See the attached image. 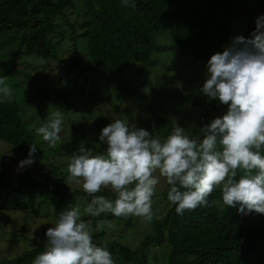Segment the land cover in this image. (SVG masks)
<instances>
[{"label":"trees","instance_id":"1","mask_svg":"<svg viewBox=\"0 0 264 264\" xmlns=\"http://www.w3.org/2000/svg\"><path fill=\"white\" fill-rule=\"evenodd\" d=\"M243 3L239 0H135L133 8L124 6L122 0H0V58L7 54L14 59L22 55L52 58L62 49V38L73 50L69 53L70 63L81 67L82 53L76 42L85 38L93 62L91 69L98 76H115L123 94L134 103L150 100L155 106L158 99H179L197 106L209 105L218 111L216 118L227 112L228 105L220 109L217 99H209L205 94L173 93L159 84L151 91H144L123 73L135 62L154 68L170 54L178 55L181 63H189L191 58L208 61L214 53L223 52L234 37H250L257 18L264 15V0L251 7ZM69 6H74L77 11L73 22L64 12ZM237 18L245 20L246 27L241 32H237V26V30L234 29L233 21ZM164 34L167 41L161 37ZM10 71H16L14 65L9 67ZM61 82L58 84L62 85ZM53 101L67 114L62 102ZM148 123L147 129L153 137L158 136L162 141L175 128L172 119L159 115ZM37 127H28L16 98H0V140L11 145L19 162L28 158L31 144L37 145L34 157L38 155L39 159L46 155V148L35 133ZM188 136L203 139L204 133ZM82 145L92 155L104 154L106 150V145L91 140H85ZM261 154L264 155V149ZM1 167L0 199L10 198L11 204L0 202V209L28 210L37 217H49L51 212L58 216L74 202L84 204L93 198L83 189L69 193L66 184L60 181L62 173L58 166H49L51 171L41 180L22 174L12 177L7 163ZM241 175L243 173L238 171L237 180ZM96 195L112 196L113 201L116 198L110 188L102 189ZM208 200L207 206L185 211L183 215L177 214L176 205L171 204L163 217L152 220L154 231L137 248L121 241L110 242L107 247L113 260L116 264H155L148 257L151 251L147 250L154 244L163 250V255L155 256L158 264H264V214L247 210L241 213L239 205H223L220 188L214 190ZM52 201L61 210H51ZM213 201L221 203L214 204ZM118 219L123 225L132 224L131 217ZM98 236V233L93 236L94 242L104 244V240L96 241ZM36 240H28L32 247L10 262L32 264L45 250V244Z\"/></svg>","mask_w":264,"mask_h":264},{"label":"clouds","instance_id":"2","mask_svg":"<svg viewBox=\"0 0 264 264\" xmlns=\"http://www.w3.org/2000/svg\"><path fill=\"white\" fill-rule=\"evenodd\" d=\"M122 4L136 6L135 0H122ZM206 77L202 93L218 98L228 109L200 129L203 139L190 138L177 126L162 141L146 128L114 119L99 135V143L106 145L104 154L92 155L83 145L73 153L66 183L82 184L83 191L93 197L87 213L139 217L151 223L153 197L163 177L171 186L167 198L179 215L207 206L217 188L223 205H239L241 213L264 214V15L257 18L250 37L236 36L223 52L210 57ZM13 94L0 78V98L11 100ZM63 121L62 111H53L35 133L55 149ZM36 151L37 145L31 144L28 158L19 167L34 163ZM238 171L243 175L237 180ZM105 188L115 193L114 201L96 195ZM106 227L112 225L100 221L92 229L81 219L80 210L71 207L47 229L45 250L32 264H115L107 244L93 240V231Z\"/></svg>","mask_w":264,"mask_h":264},{"label":"rangeland","instance_id":"3","mask_svg":"<svg viewBox=\"0 0 264 264\" xmlns=\"http://www.w3.org/2000/svg\"><path fill=\"white\" fill-rule=\"evenodd\" d=\"M251 7L260 0H239ZM70 22L76 20L77 11L74 6L64 10ZM63 20V19H61ZM234 29L241 32L245 25L242 18L234 19ZM237 23V25H236ZM167 41V35H161ZM61 50L52 58L42 59L36 55H20L14 59L4 51L6 57L0 58V76L13 89V98L21 104L22 116L27 120L29 128L42 126L48 122L50 113L61 110L53 101L63 103L64 114L63 128L60 133L61 141L57 148L52 149L42 137L38 140L45 146L46 155L37 159L33 157L34 163L20 168V162L16 159L11 145L0 140V172H3L1 165L8 164V171L12 177L18 174L26 178L41 180L45 178L49 166H58L62 173L60 181L66 184L69 193L76 189H83L82 184L74 182L66 183L68 164L73 153H76L79 146L85 140H91L99 144V135L102 129L114 119H123L129 124L137 127L148 128L149 120L156 115L170 118L174 127L184 128L185 134L194 136L200 134V129L208 124L217 114L209 105L197 106L179 99H158L155 106L150 100L134 103L131 98L126 97L117 78L113 75L98 76L93 69V62L88 52L87 40L79 39L76 42L77 49L82 53L81 67L70 63L69 53L73 50L66 46L65 40L61 38ZM16 69L15 72H8L9 67ZM207 60L196 61L190 59L189 63L180 62L178 55H165L163 61L154 68L146 67L142 63L135 62L124 70L123 75L134 85H139L144 91H151L155 84L167 87L171 92H195L203 94L200 90L206 80ZM6 67V68H5ZM62 81L59 85L58 83ZM58 84V85H57ZM74 92V93H73ZM220 109L226 105L221 104L216 98ZM69 118V121L66 120ZM150 131V130H149ZM15 175V176H14ZM155 175L158 176V173ZM156 195L153 197V210L155 218L163 217L168 211L171 203L167 198L170 185L166 179L159 177ZM5 196L7 195L4 192ZM107 199L113 200L112 196ZM79 200V199H78ZM0 202L11 204L10 198H1ZM91 202H74L72 207L80 210L81 219L88 223L92 229L100 221L112 225L100 232L93 231V236L99 234L97 242L104 240L106 244L112 241H121L131 248H137L142 240L154 231L155 223H145L139 217H131L132 224L123 225L111 213H102L100 216H92L86 212ZM51 210L59 209L55 202H50ZM64 212V211H63ZM45 216V213L43 214ZM58 216L51 212L49 217H37L28 210H17L9 208L0 209V264H14L10 259L17 257L24 250L31 248L30 239H37V242L46 245V231L54 226ZM27 224V225H25ZM25 225V226H24ZM24 226V227H23ZM28 238V240H27ZM30 238V239H29ZM104 243V244H105ZM148 257L152 263L158 264L155 260L156 254L163 255L162 247L150 244ZM163 263V262H162ZM116 264V263H115ZM164 264V263H163Z\"/></svg>","mask_w":264,"mask_h":264}]
</instances>
